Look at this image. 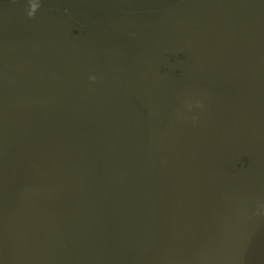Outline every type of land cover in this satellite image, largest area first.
Segmentation results:
<instances>
[{"label":"water","instance_id":"1","mask_svg":"<svg viewBox=\"0 0 264 264\" xmlns=\"http://www.w3.org/2000/svg\"><path fill=\"white\" fill-rule=\"evenodd\" d=\"M0 264H264V0H0Z\"/></svg>","mask_w":264,"mask_h":264},{"label":"clouds","instance_id":"2","mask_svg":"<svg viewBox=\"0 0 264 264\" xmlns=\"http://www.w3.org/2000/svg\"><path fill=\"white\" fill-rule=\"evenodd\" d=\"M31 14V13H30ZM90 79H92V80H95L96 79V77L95 76H92V77H90Z\"/></svg>","mask_w":264,"mask_h":264}]
</instances>
